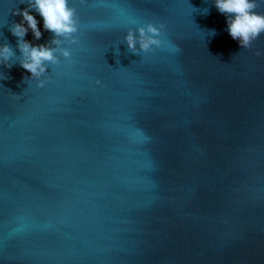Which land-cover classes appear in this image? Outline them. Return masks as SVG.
Returning a JSON list of instances; mask_svg holds the SVG:
<instances>
[{
  "label": "water",
  "instance_id": "water-1",
  "mask_svg": "<svg viewBox=\"0 0 264 264\" xmlns=\"http://www.w3.org/2000/svg\"><path fill=\"white\" fill-rule=\"evenodd\" d=\"M70 4L40 87L10 31L28 2L0 0V264H264V33L242 48L214 0ZM148 22L165 45L131 53Z\"/></svg>",
  "mask_w": 264,
  "mask_h": 264
},
{
  "label": "clouds",
  "instance_id": "clouds-1",
  "mask_svg": "<svg viewBox=\"0 0 264 264\" xmlns=\"http://www.w3.org/2000/svg\"><path fill=\"white\" fill-rule=\"evenodd\" d=\"M27 2V8L13 10L16 15L22 16V20L12 25L10 31L18 38L21 52L20 66L31 73V77L27 78L37 79L39 86L43 87L45 79L41 77L48 71L49 65L60 63L58 54H62L65 58L71 57V50L62 45L66 41L79 42L75 35L80 30L79 16L76 7L70 4V0H27ZM214 3L218 11L227 16V27L231 37L238 40L242 48H252L253 41L264 33V13L256 10L260 7L258 0H214ZM30 9H35L43 17L44 29L54 34V38L49 43L33 45L25 40L29 29L36 40H39L43 34L36 16ZM131 23L135 24L136 20L132 19ZM165 30V24L161 23L157 26L153 22L141 24L138 28H129L125 36L128 50L139 54L141 51L145 53L152 51L153 46L163 47L165 41L162 35ZM209 32L212 36L215 35L214 29ZM174 51L178 52L179 49L174 48ZM257 55L260 53L257 52ZM15 56V51L8 43L0 45V65L11 68L13 64L10 61ZM96 83L100 84L101 81L97 80Z\"/></svg>",
  "mask_w": 264,
  "mask_h": 264
}]
</instances>
